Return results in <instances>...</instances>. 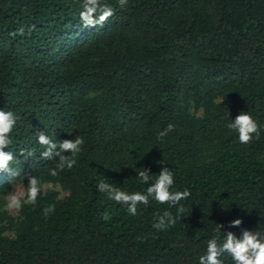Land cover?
<instances>
[{"label": "trees", "instance_id": "1", "mask_svg": "<svg viewBox=\"0 0 264 264\" xmlns=\"http://www.w3.org/2000/svg\"><path fill=\"white\" fill-rule=\"evenodd\" d=\"M102 2L115 14L85 28L83 0H0V110L19 118L6 151L20 173H0V196L10 180L27 185L25 174L43 186L19 221L0 212V225H16L15 237L0 226V264H199L213 236L264 232V0ZM241 112L260 126L247 145L227 127ZM40 132L84 138L73 169L49 175L57 159H41ZM163 167L172 190L191 192L165 231L154 218L176 208L150 201L130 216L97 190L104 181L143 192L136 172L155 179ZM50 182L68 195L45 193Z\"/></svg>", "mask_w": 264, "mask_h": 264}, {"label": "clouds", "instance_id": "2", "mask_svg": "<svg viewBox=\"0 0 264 264\" xmlns=\"http://www.w3.org/2000/svg\"><path fill=\"white\" fill-rule=\"evenodd\" d=\"M123 7L128 0H118ZM114 9L103 3L102 0H83L82 10L79 13L80 21L85 28L102 27L113 15ZM32 28H29V34ZM21 35L24 29H19ZM19 118L12 111L0 110V173H10L12 176L20 175L13 167L16 156L11 151H6L12 144L11 133L13 132ZM228 129L237 134L238 142L241 145H247L253 138L259 139L260 126L249 113L241 112L236 116L234 122L227 125ZM174 131V125L169 124L166 129L158 133V139L163 140L169 132ZM39 145L44 148L41 153V159H57L55 168L49 169L50 176H58L65 169L71 170L76 166L77 157L82 152L84 138L77 135L74 140H64L54 142L44 132L37 134ZM58 149V150H57ZM33 152H28L27 156H32ZM67 154V155H66ZM21 155H24L22 152ZM141 169V168H140ZM138 170L136 179L141 184L147 185L143 192H127L121 190L113 184L100 181L97 190L106 194L108 200L116 205H122L130 216L139 214V206H149L150 201H155L159 205H168L169 208H176L177 216H173L170 211H164L162 215H157L152 227L157 231H165L175 226L179 217L186 211L180 203L191 196L188 189L183 191L172 190L175 184L174 174L168 167H163L158 175L150 174V169L142 168ZM28 183L25 187L21 185L18 190L10 192L4 197L6 203L5 210L19 211L24 206H35L38 196L43 191L41 181L32 174L23 175ZM54 205H49L44 209V215L54 212ZM104 221H109L111 216L108 212L103 213L101 217ZM242 220L236 219L230 222L229 227H240ZM224 225L216 224V231ZM229 256L232 264H264V232L244 230L242 237L237 238L232 232L223 234L221 239L218 236L206 241V251L199 256V264H224L222 257Z\"/></svg>", "mask_w": 264, "mask_h": 264}, {"label": "rangeland", "instance_id": "3", "mask_svg": "<svg viewBox=\"0 0 264 264\" xmlns=\"http://www.w3.org/2000/svg\"><path fill=\"white\" fill-rule=\"evenodd\" d=\"M189 111L192 114L196 115L197 117H200L203 114V111L201 109H196L194 106H191L189 108ZM9 183H10L9 191L5 195L0 196V212L5 210L4 204L6 203V201L4 197H6L10 192L18 190L21 185H24L25 187L27 186L25 183L17 181V180H10ZM44 192L45 193L46 192H56L58 199H63L64 197L68 195V191L64 189L60 183H53V182H50L44 185ZM19 211H12V212L8 211V214H10L15 220L19 221L20 220ZM0 226H5L4 235L15 237L16 225L14 226L12 225L11 222L8 223L7 221H4L2 222Z\"/></svg>", "mask_w": 264, "mask_h": 264}]
</instances>
